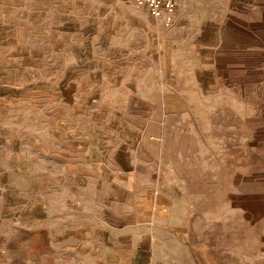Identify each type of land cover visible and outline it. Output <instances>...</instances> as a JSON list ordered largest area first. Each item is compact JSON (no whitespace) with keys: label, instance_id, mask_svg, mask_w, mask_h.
Returning a JSON list of instances; mask_svg holds the SVG:
<instances>
[{"label":"rangeland","instance_id":"rangeland-1","mask_svg":"<svg viewBox=\"0 0 264 264\" xmlns=\"http://www.w3.org/2000/svg\"><path fill=\"white\" fill-rule=\"evenodd\" d=\"M194 263L264 264V0H0V264Z\"/></svg>","mask_w":264,"mask_h":264},{"label":"built area","instance_id":"built-area-1","mask_svg":"<svg viewBox=\"0 0 264 264\" xmlns=\"http://www.w3.org/2000/svg\"><path fill=\"white\" fill-rule=\"evenodd\" d=\"M140 7H146L149 13L162 20L166 25H170L175 10L177 8V0H135Z\"/></svg>","mask_w":264,"mask_h":264},{"label":"crops","instance_id":"crops-1","mask_svg":"<svg viewBox=\"0 0 264 264\" xmlns=\"http://www.w3.org/2000/svg\"><path fill=\"white\" fill-rule=\"evenodd\" d=\"M5 260V259H4ZM194 264H196V263H194Z\"/></svg>","mask_w":264,"mask_h":264}]
</instances>
